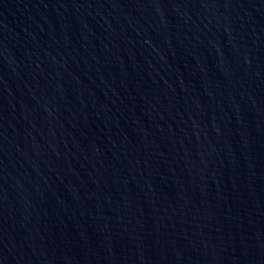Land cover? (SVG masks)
Returning <instances> with one entry per match:
<instances>
[{
    "label": "water",
    "instance_id": "water-1",
    "mask_svg": "<svg viewBox=\"0 0 264 264\" xmlns=\"http://www.w3.org/2000/svg\"><path fill=\"white\" fill-rule=\"evenodd\" d=\"M0 264H264V0H0Z\"/></svg>",
    "mask_w": 264,
    "mask_h": 264
}]
</instances>
